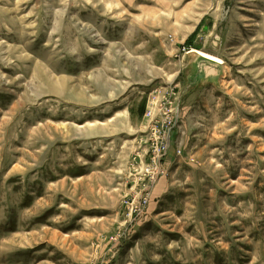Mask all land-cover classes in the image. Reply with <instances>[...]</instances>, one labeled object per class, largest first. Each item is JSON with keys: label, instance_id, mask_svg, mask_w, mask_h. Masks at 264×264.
<instances>
[{"label": "rangeland", "instance_id": "rangeland-1", "mask_svg": "<svg viewBox=\"0 0 264 264\" xmlns=\"http://www.w3.org/2000/svg\"><path fill=\"white\" fill-rule=\"evenodd\" d=\"M204 16L212 35L195 48L216 50L225 75L185 96L182 74L181 85L164 81L155 62L183 72ZM160 87L174 95L161 91L153 107L168 98L179 109L190 182L151 204L153 188L139 220L131 162ZM132 103L138 115L124 112ZM42 242L46 252L30 256ZM45 255L42 264H264V0H0V264Z\"/></svg>", "mask_w": 264, "mask_h": 264}, {"label": "built area", "instance_id": "built-area-1", "mask_svg": "<svg viewBox=\"0 0 264 264\" xmlns=\"http://www.w3.org/2000/svg\"><path fill=\"white\" fill-rule=\"evenodd\" d=\"M186 50V48L182 49L183 52H186ZM188 52L189 51H187V53ZM164 90L174 95L173 90L163 87L156 88L152 91L149 98V107L145 111L146 116L149 118L151 117V124L142 133L143 135L140 143L144 148L140 153H137V157L142 161L139 162L136 157L133 162H131V167L133 169L131 177L139 181L141 187L134 190V195L137 196V199L134 206H132L133 213L131 212L130 215L134 214L139 220L147 216L151 190L155 188L161 179L169 176L166 158L171 147L172 135L176 130L180 129L182 122L179 109L174 110V104L168 98L162 103V108L157 110V108L153 107L157 102L156 95ZM182 153V149L177 150L178 156H181ZM132 196L133 195H131V197ZM129 200L130 199H125L126 202ZM131 221L132 220H130V222ZM133 222L135 221L133 220L131 225L126 227L125 230L119 234V237L115 239L117 244H119L121 240L128 238V235H130L133 230Z\"/></svg>", "mask_w": 264, "mask_h": 264}, {"label": "crops", "instance_id": "crops-1", "mask_svg": "<svg viewBox=\"0 0 264 264\" xmlns=\"http://www.w3.org/2000/svg\"><path fill=\"white\" fill-rule=\"evenodd\" d=\"M207 18V16H204L203 17V23H202V25H201V30H199L198 32H197V34L195 35V37H194V39L192 40L193 41V44H192V46H191V48H192V51H190V52H188L187 54H181L180 56L183 58V60L185 61L186 60V58H190V60H188L187 61V63L185 64V62H183V60H182V58L180 59L179 57V59L181 60L180 61V65L183 67L184 66V64H185V68H184V71L182 72L181 70H178V71H175V72H173V70H172V68H171V66L173 65L172 63H166L165 62V60H163L162 59V62L160 63V60H159V62H155V60H154V62H155V64H157L156 66L164 73V81H166L165 80V78L166 79H168V81H173L174 80V82L175 81H177L176 83L178 84V85H181L180 83H181V81L180 80H178V77H179V75H180V73L182 74V78L180 77V79H183L184 80V95L186 96L188 93H189V95H190V93H193V92H199L200 90H206V88H217L218 86L217 85H214V84H211V85H199V86H196L195 85V83L194 82H192V80H191V77L193 76V74H192V71H191V65L193 64V62H194V60H195V56H190L191 54H193V53H195V52H203V53H205V54H208V55H211V56H214V57H216V58H219V59H221V60H223V57L215 50V51H210V50H207L206 48H203V49H200V50H198V49H196L195 48V46L196 45H198L199 43H197V39H199V38H201L202 39V44H203V46L204 47H206V45L208 44V41H209V39H210V37H211V35H212V32H211V28H213L212 27V21H210V19H208ZM199 27V24L197 25V27L195 28V30H194V32H192V34L193 33H195L196 31H197V28ZM203 33V37L200 35V33ZM191 34V35H192ZM190 35V36H191ZM189 36V37H190ZM188 37V38H189ZM187 38V39H188ZM222 41V37L218 34V33H216V36H214L213 38H212V41H211V45H213L214 47H217V42H221ZM194 51V52H193ZM196 54V53H195ZM170 59V58H169ZM224 62V61H223ZM188 64V65H187ZM176 64H174V66H175ZM187 65V66H186ZM223 71H224V75H225V67L223 66ZM224 77V76H223ZM222 77V78H223ZM185 78V79H184ZM221 80L222 79H220L219 80V82H218V85H219V83L221 82ZM165 83H168V82H165ZM133 104L134 103H132V105H128L127 107H125V113L127 114V112H130L129 110H130V108H132L131 109V111H134V109H133ZM139 104H141V105H143V110H145V99H142L141 101H139ZM138 104V105H139ZM138 105H137V107H136V109H138ZM139 110H140V108H139ZM143 113H144V111H143ZM134 114H136V115H138L137 113H135V111H134ZM140 115H142V113L140 114ZM139 119V118H138ZM132 120H136V118H132ZM141 121V120H140ZM183 130V129H182ZM181 128L179 129V130H177L174 134H173V139H172V145H171V148H170V151H169V154H168V156H167V158H166V164H167V167H168V170H169V176L168 177H166V178H163V179H161L159 182H158V184L156 185V187L154 188V190H153V194H152V201H151V204H153L152 202H155V201H159V198H162L163 196H167V194L166 193H168V195L170 194V191H171V189L172 188H170V187H174V186H176L177 185V183L178 184H181L182 183V181H185V183H186V185H189V184H187V183H189L190 182V179L186 176V177H184V175L185 174H182V171H180L181 169H182V163L184 162V161H186V162H188L189 164H191L190 162H191V160H190V157L189 156H187L188 155V149H186L185 148V150H184V148H183V141H182V143H181V137H180V133H181ZM145 131V130H144ZM141 132H143V131H141ZM180 132V133H179ZM186 132H188V131H186ZM189 134H190V137L189 136H187L186 137V141L184 142L185 143V146H188L189 147V145L191 144V141H189V138L191 139V133L189 132ZM199 135V137L197 138V141L195 142V143H193V147L192 148H194L195 150L196 149H198V148H200V149H203V147H202V137H203V134H198ZM183 144V145H182ZM178 149H182L183 150V155H181V156H178L177 155V150ZM189 157V158H188ZM190 160V161H189ZM178 176V177H177ZM181 177H184L183 178V180L181 181L179 178H181ZM180 180V181H179ZM180 182V183H179ZM175 191V190H174ZM150 204V209H151V205ZM30 205V204H29ZM49 213V212H48ZM51 215V212L48 214V217ZM48 217L46 216H44V218L42 219V220H39L38 222H40L41 224H45V222H47L48 221ZM148 218H150V211H148V213H147V219ZM139 228H140V230H141V227L139 226V227H137V231H136V228H135V230L134 231H136V237H140V230H139ZM12 229V231H13V228H11ZM13 233H15V232H13ZM44 243L42 242V243H40L39 244V246H37L36 248H30L31 250H35L36 249V252H34V253H29V255L30 256H33L35 253H44V252H46V251H44V247L46 248V246L45 245H43ZM113 249H115V248H112V251H113V253L114 252H116V254H117V252H118V248L117 249H115V250H113ZM113 255V254H112ZM47 263V257H46V255H45V257L43 256V257H40V261H39V263L38 264H42V263Z\"/></svg>", "mask_w": 264, "mask_h": 264}, {"label": "water", "instance_id": "water-1", "mask_svg": "<svg viewBox=\"0 0 264 264\" xmlns=\"http://www.w3.org/2000/svg\"><path fill=\"white\" fill-rule=\"evenodd\" d=\"M224 63L207 57L205 54L196 53L195 60L191 65L193 76L192 82L199 85H218V82L224 76Z\"/></svg>", "mask_w": 264, "mask_h": 264}, {"label": "trees", "instance_id": "trees-1", "mask_svg": "<svg viewBox=\"0 0 264 264\" xmlns=\"http://www.w3.org/2000/svg\"><path fill=\"white\" fill-rule=\"evenodd\" d=\"M201 27V25L198 27L197 31L195 33H193L185 42L184 47L187 48H191L192 44H193V39L195 37V35L197 34V32L199 31V28ZM140 110L143 111V105L140 106Z\"/></svg>", "mask_w": 264, "mask_h": 264}, {"label": "bare ground", "instance_id": "bare-ground-1", "mask_svg": "<svg viewBox=\"0 0 264 264\" xmlns=\"http://www.w3.org/2000/svg\"><path fill=\"white\" fill-rule=\"evenodd\" d=\"M194 52V51H193ZM198 53H200V54H205V53H202V52H198ZM207 57H209V58H211V59H214V60H217V61H219V62H221V63H223V61H221L220 59H218V58H216V57H214V56H211V55H208V54H205Z\"/></svg>", "mask_w": 264, "mask_h": 264}]
</instances>
